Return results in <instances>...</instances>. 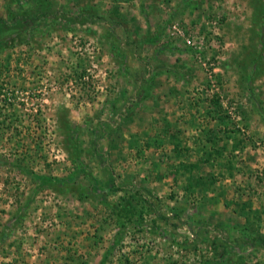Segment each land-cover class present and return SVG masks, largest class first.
Returning <instances> with one entry per match:
<instances>
[{"label":"rangeland","instance_id":"1","mask_svg":"<svg viewBox=\"0 0 264 264\" xmlns=\"http://www.w3.org/2000/svg\"><path fill=\"white\" fill-rule=\"evenodd\" d=\"M263 241L264 0H0V264Z\"/></svg>","mask_w":264,"mask_h":264},{"label":"trees","instance_id":"2","mask_svg":"<svg viewBox=\"0 0 264 264\" xmlns=\"http://www.w3.org/2000/svg\"><path fill=\"white\" fill-rule=\"evenodd\" d=\"M37 18H38V16L34 17V19H37ZM18 19H20V18L18 17L15 20H18ZM263 244H264V241H263Z\"/></svg>","mask_w":264,"mask_h":264}]
</instances>
